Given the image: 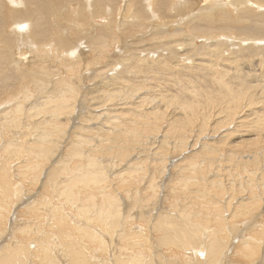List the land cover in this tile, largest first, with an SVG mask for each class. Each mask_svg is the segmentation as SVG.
Instances as JSON below:
<instances>
[{
  "label": "bare ground",
  "instance_id": "6f19581e",
  "mask_svg": "<svg viewBox=\"0 0 264 264\" xmlns=\"http://www.w3.org/2000/svg\"><path fill=\"white\" fill-rule=\"evenodd\" d=\"M261 162L264 0H0V264H264Z\"/></svg>",
  "mask_w": 264,
  "mask_h": 264
},
{
  "label": "rangeland",
  "instance_id": "374dc122",
  "mask_svg": "<svg viewBox=\"0 0 264 264\" xmlns=\"http://www.w3.org/2000/svg\"><path fill=\"white\" fill-rule=\"evenodd\" d=\"M124 1V3L126 4L127 3V0H123ZM230 1H233V0H230ZM131 2H133V0H131ZM168 5H170L171 6V4H170V2L168 3ZM133 7H132V9L130 10V14H136L137 12H138V9L140 8V6H135V5H132ZM250 9H247V10H249V11H251V12H255V13H257L258 12V10H257V8H255V6H253V7H249ZM229 9H231V10H234V7L233 6H230L229 7ZM65 26V25H64ZM225 36H228V35H225ZM228 37H230V38H227V37H225V39H233V37H231V36H228ZM125 42V43H124ZM131 43H135V41H131ZM237 43V42H236ZM123 44V45H122ZM122 44H121V46L119 47V51H117L118 52V54L116 55L118 58V60L120 61V58L122 57L121 55H123V54H119V53H124L125 54V52H128V45H126V41L124 40L123 42H122ZM124 45H125V47H124ZM122 48V49H121ZM121 50H123V52H121ZM115 54V52H109V55H114ZM17 55V54H16ZM108 55V56H109ZM103 60H106V59H103ZM122 61V60H121ZM55 64V63H54ZM88 83L90 82V83H93V82H91V81H87ZM86 82V83H87ZM87 83V84H88ZM89 83V84H90ZM87 84H85V85H87ZM159 92H157L156 94H158ZM160 95L158 94V96H154V95H151V94H149V100L151 99V101H152V103H154V104H156L157 105V103H158V101L160 102V100H161V97H159ZM152 97V98H151ZM159 98V99H158ZM154 100V101H153ZM158 100V101H157ZM156 101V102H155ZM173 140V139H172ZM137 146H141V144H137ZM144 146V145H143ZM186 150V149H185ZM184 150V151H185ZM182 152V154H177V156H175V158L173 159V161H171L168 165V167L166 168V174H165V177H166V179H165V177H163V179L165 180L164 181V185L167 187L166 189H167V191H169V194L167 193V191H165L166 189H164L163 190V187L161 188L160 187V193L158 194V203H159V205L161 204L162 205V207L164 206V205H167V206H169V207H171V202L170 201H168L167 199H165V198H167V197H169V196H171V187H172V185L173 184H175L179 179H180V177H181V173L179 172V170H178V172L176 171V169H180V167L182 166V165H180V166H176V169L173 167V169L175 170V172H174V170L172 169V166H173V164L174 163H177V162H182V160H183V155H187V153H189V152H187V151H185L186 152V154H185V152ZM177 157V158H176ZM55 158H56V156H55ZM55 160V159H54ZM57 160L58 159H56L55 160V162H53V164H55L56 162H57ZM184 161V160H183ZM130 162V161H129ZM174 162V163H173ZM173 163V164H172ZM126 164H127V162H126ZM258 165L260 166V167H262V168H264L263 167V162H261V163H258ZM257 165V166H258ZM124 168V167H123ZM171 168V169H170ZM170 171V172H169ZM173 171V172H172ZM175 173V174H174ZM170 174H172V175H170ZM169 177V178H168ZM168 179V180H167ZM172 179H173V181H172ZM167 185H169V187L167 186ZM169 188V189H168ZM171 188V189H170ZM168 194V196H167V194ZM159 195H160V197H159ZM162 200V201H161ZM160 205V206H161ZM162 207H160V209H162ZM173 209H175L174 207H172ZM177 211H178V208L176 209V211L174 210V212H176L177 213ZM10 220V224H11V221H12V219H9ZM11 226V225H10Z\"/></svg>",
  "mask_w": 264,
  "mask_h": 264
}]
</instances>
